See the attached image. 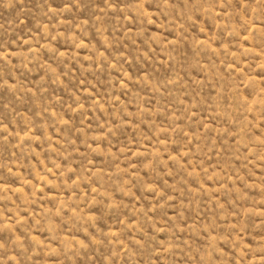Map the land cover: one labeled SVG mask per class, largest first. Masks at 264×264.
<instances>
[{
  "label": "rangeland",
  "instance_id": "374dc122",
  "mask_svg": "<svg viewBox=\"0 0 264 264\" xmlns=\"http://www.w3.org/2000/svg\"><path fill=\"white\" fill-rule=\"evenodd\" d=\"M0 264H264V0H0Z\"/></svg>",
  "mask_w": 264,
  "mask_h": 264
}]
</instances>
